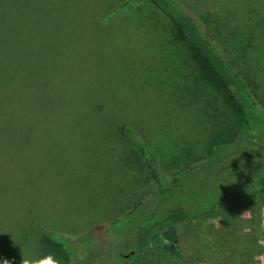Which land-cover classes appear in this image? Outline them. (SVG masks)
<instances>
[{"label": "rangeland", "instance_id": "374dc122", "mask_svg": "<svg viewBox=\"0 0 264 264\" xmlns=\"http://www.w3.org/2000/svg\"><path fill=\"white\" fill-rule=\"evenodd\" d=\"M123 1L0 0V21L12 19L0 29V261L57 264L44 229L65 240L68 264H119L165 204L136 143L169 180L228 120L169 20L148 1L115 14ZM179 1L264 114V0ZM242 28L261 33L247 54L231 40ZM263 214L249 194L183 225L186 264H264ZM136 264L173 263L155 242Z\"/></svg>", "mask_w": 264, "mask_h": 264}, {"label": "trees", "instance_id": "16d2710c", "mask_svg": "<svg viewBox=\"0 0 264 264\" xmlns=\"http://www.w3.org/2000/svg\"><path fill=\"white\" fill-rule=\"evenodd\" d=\"M141 1L150 2L169 20L173 41L184 46L201 81L220 97L228 110V120L225 124L220 123L211 135L204 155L184 165L169 180L149 154L147 146L136 143L137 153L155 184L153 195L158 201L161 197L165 204L160 212L152 206L150 216L130 238V250L119 264H136L146 246L155 242H163L173 264H186L179 239L183 225L249 194L254 195L264 212V114L259 112L261 109L250 81L244 79L238 68L203 33L200 24L179 0H124L114 12L130 10ZM11 20L0 21V29L3 25H11ZM260 37V31L245 28L231 34L232 42L241 46L240 54L255 48L251 42L258 43ZM239 162L244 163L241 174L234 168ZM223 169L227 170L226 176L221 175ZM170 199L175 202L166 205ZM262 219L259 241L264 251V214ZM40 244L45 259L57 264L69 263L70 254L61 237L42 229Z\"/></svg>", "mask_w": 264, "mask_h": 264}, {"label": "clouds", "instance_id": "9594fccd", "mask_svg": "<svg viewBox=\"0 0 264 264\" xmlns=\"http://www.w3.org/2000/svg\"><path fill=\"white\" fill-rule=\"evenodd\" d=\"M0 264H7L5 260L0 261Z\"/></svg>", "mask_w": 264, "mask_h": 264}, {"label": "water", "instance_id": "95a60500", "mask_svg": "<svg viewBox=\"0 0 264 264\" xmlns=\"http://www.w3.org/2000/svg\"><path fill=\"white\" fill-rule=\"evenodd\" d=\"M125 256H127V255H125Z\"/></svg>", "mask_w": 264, "mask_h": 264}]
</instances>
